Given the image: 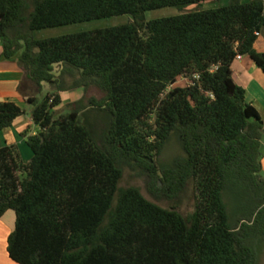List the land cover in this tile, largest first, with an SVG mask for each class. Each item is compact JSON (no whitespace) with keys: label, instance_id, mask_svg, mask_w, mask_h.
<instances>
[{"label":"trees","instance_id":"1","mask_svg":"<svg viewBox=\"0 0 264 264\" xmlns=\"http://www.w3.org/2000/svg\"><path fill=\"white\" fill-rule=\"evenodd\" d=\"M0 0L2 58L36 95L33 157L0 149V219L16 213L17 264H260L264 120L232 66L264 32V0ZM197 10L143 21L163 8ZM135 21L37 40L35 32L117 16ZM180 79L188 84L176 87ZM49 88L47 94H43ZM84 90L58 117L64 92ZM26 115L0 102V131ZM175 136L183 154L162 161ZM144 178L120 188L124 172ZM194 189L195 210L178 204Z\"/></svg>","mask_w":264,"mask_h":264},{"label":"crops","instance_id":"2","mask_svg":"<svg viewBox=\"0 0 264 264\" xmlns=\"http://www.w3.org/2000/svg\"><path fill=\"white\" fill-rule=\"evenodd\" d=\"M242 1L249 3L253 0ZM229 3L230 0L218 1V5H222L220 7L227 6ZM255 48L258 52L264 53V32L260 35ZM2 51L0 41V102L11 101L26 110L28 99L35 96L37 91L30 81L24 79V73L17 61L2 58ZM232 72L235 82L246 90V101L257 109L264 120V72L249 57L237 59L232 66ZM76 91L81 93L72 95ZM61 96L63 103H65L64 101L76 102L84 96V90L64 92ZM25 131L30 132V135H36L40 132V128L33 122L32 114L28 115L27 112L26 115L17 119L11 128L0 131V149L7 145L16 144L24 161L29 162L33 153L26 139L22 136ZM262 152V174L264 176V137L262 139ZM15 224L16 213L12 210H9L0 219V264H17L10 259L7 250L8 238L15 230Z\"/></svg>","mask_w":264,"mask_h":264},{"label":"rangeland","instance_id":"3","mask_svg":"<svg viewBox=\"0 0 264 264\" xmlns=\"http://www.w3.org/2000/svg\"><path fill=\"white\" fill-rule=\"evenodd\" d=\"M223 1V0H220ZM204 10L207 9H214L218 8L222 5H218V2L213 3L208 2L202 4ZM197 10V6H190L184 9L176 8V7H171V8H163L160 10H155V11H149L146 12L143 16V21L144 22H149L152 20L156 19H161V18H166V17H173L177 16L183 13H188L191 11ZM135 21V18L131 15H123V16H117V17H112V18H107V19H101V20H95L91 22H85V23H79V24H74V25H69V26H63V27H58V28H52V29H46L42 31L35 32L34 36L37 40H44V39H49V38H57V37H62L66 35H71V34H77V33H82V32H88V31H94V30H100V29H106L110 27H115V26H120V25H125L129 24ZM188 84V82L184 79H180L176 87H184ZM49 91V88H45L43 91L42 95H39V98L42 99L47 92ZM78 93H81L80 91L74 92L72 95H78ZM67 100V99H66ZM61 106H59L55 110V115L56 117L66 114L70 111L69 104L70 102L64 101ZM26 112L28 115L32 114V110L34 107L32 105H27L25 107ZM182 149L176 139L175 136L172 137L170 143L166 147L162 161L164 164H169L171 163L177 156L182 155ZM130 187H135L141 190L143 195L149 199L150 201H153L165 208H171L172 204L169 203H158L155 201L146 191L145 187V181L144 178L141 177L140 175H137L134 172H131L129 170H126L124 172L122 181L120 183V188H130ZM195 204H196V196L194 189L191 188L182 198V200L179 202L177 208L178 211L183 214L184 216H187L191 214L195 210ZM260 264H264V248L262 251V255L260 258Z\"/></svg>","mask_w":264,"mask_h":264},{"label":"built area","instance_id":"4","mask_svg":"<svg viewBox=\"0 0 264 264\" xmlns=\"http://www.w3.org/2000/svg\"><path fill=\"white\" fill-rule=\"evenodd\" d=\"M238 59L240 60V59H242V57H241V56H239V57H238Z\"/></svg>","mask_w":264,"mask_h":264}]
</instances>
